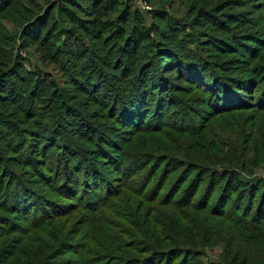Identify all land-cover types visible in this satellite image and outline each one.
Wrapping results in <instances>:
<instances>
[{
	"label": "trees",
	"instance_id": "1",
	"mask_svg": "<svg viewBox=\"0 0 264 264\" xmlns=\"http://www.w3.org/2000/svg\"><path fill=\"white\" fill-rule=\"evenodd\" d=\"M197 1L193 0L195 5H192L197 16L207 14L216 25H222L220 20L211 17L210 10L199 6ZM41 2L45 4V10ZM172 3V0H157L151 12H141L129 0H0V211L5 215V219L0 216V259L8 257L3 264H55L54 261L64 252L73 251L78 245L73 243L70 233L77 229L82 215L85 218L92 216L91 222L99 220L97 215H101L109 218V223H120L126 227L124 240L118 243L115 250L116 258L101 259L112 264H202L200 258L204 249L218 243L224 245V264H264V196L257 209L254 207L258 188L263 187L264 190V180L246 190L240 180L241 175L233 169L192 164L183 172L178 184L180 186L169 196H163V212L154 209L152 212L155 216H147L142 207L143 194L152 190L155 173L163 170L166 162L170 161L169 152L162 148L159 149L160 153L131 155L123 150L122 143L104 142L108 143V148L127 158L126 163L119 158L109 161L114 174L119 175L116 176L115 186L111 184L103 176L105 172L102 168L101 171L94 165L93 161L99 162L98 159L92 157L93 161L90 159L88 162L80 158V151L70 144L73 143V137L68 134L66 141L57 133L60 124L67 121L63 113L72 117L64 88L60 90L52 79L46 82L50 94L45 100L50 106L55 105L56 112L40 115L31 104V99L38 82L45 80L41 78L44 74L37 70V74L28 73V77L22 79L17 72L22 68V63L11 52L16 35L8 42L2 37L4 32L9 34L11 31L9 26L6 28L1 23L6 21L21 32L25 43L46 42L51 51L48 55L52 54L51 58L56 63L71 66L73 78L69 83L77 89L79 86L84 94H88L89 90L91 95H99L100 100H91L98 106L94 110L97 120L94 129L87 124L96 141L105 139L109 134L108 137L112 138L109 122L130 127L137 113L159 119L154 123H158V126L148 130L158 128L156 133H162L167 128L162 124L163 118L171 113L178 94L194 98L198 92L197 97L203 95L201 99H205V95L210 96L214 92L216 100L222 101L225 106L210 108L220 112L231 111L237 106V110L243 109V103H232L235 100L233 95L238 94L248 106L264 108V67L257 66L256 75L259 74V77L255 75L256 78L246 76L245 79H239L232 76L222 80L219 77L225 71L219 66L211 77L203 74L200 63L208 67L217 64L215 60L208 62L203 56L201 44L204 40L198 39L190 29L192 22L172 15L165 9ZM53 12L55 21L48 25ZM69 18L75 25L68 30L62 28ZM30 20L33 22L30 23ZM223 28L228 29L226 26ZM103 29L107 30L106 34L101 32ZM100 38L109 44L107 46L113 45V51L117 53L116 64L111 68L114 72L97 67L104 60L92 52L95 44L89 40L97 41ZM259 50L257 45L248 54ZM186 67L188 70H183ZM251 73L255 74L254 71ZM74 77L83 82L76 81ZM252 89L257 93V100L253 104L251 101L255 100L253 97L256 94L250 91ZM200 90L210 92L207 94ZM184 109L188 114L193 112L189 106L185 105ZM16 111L25 114L22 122L14 114ZM80 114L74 115L83 119ZM23 122H26L25 129L20 128L25 125ZM141 122L140 119L134 120L133 126L137 127ZM183 125L182 120L178 128L180 133L185 130ZM27 136L33 137V143H30V150L26 151L24 143ZM179 137L185 142L189 136L181 133ZM35 139L39 141L36 147ZM196 141L202 153H209L208 144H202L199 138ZM47 152V161L39 162V156ZM55 153L59 154L56 158ZM101 153L104 158V155L108 156L103 151ZM85 154L83 152L87 158ZM19 155L27 156L24 167L51 171L50 176L55 183L53 192L61 199L74 200L79 193L76 198L78 203L71 205V208L60 206L51 212L36 208V216L25 227L15 224L6 226L5 223H11L18 216L27 217L35 208L33 203H50L37 195L39 189L34 190L27 185L32 182L18 178L17 173L10 171L11 163L9 167L8 163ZM86 163H90L92 169L86 168ZM132 167L134 171L131 173ZM195 172V179L190 181L197 187L191 192H184L189 178ZM168 176L169 173H165L167 179ZM47 183L50 186V182ZM135 183L140 185V192L133 191ZM162 184H166L165 179ZM205 187L209 193H205L200 201ZM217 191L220 195L216 198ZM160 193L161 189L151 193V201H156ZM130 196L139 200V209L136 208L134 212L126 201ZM113 199H118L116 203L120 206L112 207L109 203ZM76 213L82 215L76 216ZM62 215H69L70 218L66 216L65 220L57 223ZM223 221L230 231L223 233L215 229L216 224L223 225ZM65 222L67 226H62ZM104 226L113 229L109 224ZM33 227L45 231L48 236L38 243L27 240L29 232L24 230L31 231ZM14 228L19 231L16 232ZM11 233L17 235L20 246H10ZM93 252L99 254L95 249ZM12 260L14 262L11 263Z\"/></svg>",
	"mask_w": 264,
	"mask_h": 264
},
{
	"label": "rangeland",
	"instance_id": "2",
	"mask_svg": "<svg viewBox=\"0 0 264 264\" xmlns=\"http://www.w3.org/2000/svg\"><path fill=\"white\" fill-rule=\"evenodd\" d=\"M149 1L152 7H154V4L157 2V0ZM172 1L173 3L171 5H167L165 9L172 15L180 18H186L188 21L192 22V27H190V29L195 33V35H197L198 39L204 40L201 44L203 56H206L208 62L215 60V63L217 64L216 66L212 65V67H208V65L203 66L202 63H200L203 74L211 77L213 71H217V66H219L226 72L221 73L219 78L222 80H226L232 76L239 79H245L247 78L246 76L256 78L255 75L258 73L257 66H260V68L264 67V0H198L197 4L210 10L211 17L216 18V20H220L222 25H216L212 22L210 17H207V14H205L206 16H197L193 10L192 5H195L193 0ZM41 4L44 6L45 10V4L42 2ZM44 10H42L40 14H42ZM54 16L53 12L50 16V18H53H49L50 21H48V25L55 21ZM32 22L33 21L30 20V23ZM241 22L249 23L242 24ZM1 23L6 25V28L9 26L11 30L9 34H6L5 32L2 34L4 40H6L5 42L13 39V35H16V38L12 43L13 48L11 52L14 56H18L20 59L19 61L22 63V68L17 71L19 76L22 79H26L28 77V73L37 74V70L44 74L41 78L45 80H40L33 90L31 104L35 106L34 109H38V113L40 115H48L49 113L56 112L55 105L50 106V103H47L45 100L50 94L49 89L46 88V82L48 80L52 79L56 82L60 90L64 88L66 91L65 96L67 95L68 99L67 104H69V108L72 109V111L69 110L72 117L69 118L66 113H63L65 118H67L65 119L67 121L60 124L57 133L62 135L65 139L68 134L73 137V139H71L73 143L70 144L80 151V158L85 159L88 162L90 159L93 161L92 157L98 159L99 162L93 161L94 165L97 166L99 170L102 168L105 172L103 173V176L109 180L111 184L115 186L117 183L116 176L119 175L114 174V170L112 166L109 165V161H112V158H119L121 162L126 163L127 158L123 157L120 153H116V150L108 148V143L104 142H115L116 144L122 143L123 150L128 151L131 155H134V153L140 154L141 152L152 154L156 152L160 153L159 149L162 148L169 152L168 156L170 161L166 162L163 170L160 169L159 172L155 173L152 190L148 193L146 191L143 194L144 198L142 200V207L145 209L147 216L154 217L155 213L152 212L154 209H158L163 212L162 203L165 199L163 196L167 197V194L169 196V193L176 190L180 186L178 184L182 179L183 172L187 171L189 166L192 164H197L202 167L211 164L218 166L219 168L233 169V171L237 172L238 175H241L240 180L245 185L246 190L256 187V185L260 184V180H264V108L259 109L253 107L252 105L248 106L238 94L233 95L235 100H233L232 103H243L244 108L237 110V106L231 111L220 112L221 110H211L210 108V106H225L222 101L216 100L214 92H212V95L210 96L205 95V99H201L203 95L197 97L198 92L195 94L194 98L189 96L182 97V95L178 94V103L176 102L174 107L170 110L171 113L166 118L164 117L165 119L163 118L162 124L167 126V128L164 129L162 133H156L158 128L148 130L150 127L158 126V123L157 125H154V123L159 119L154 116L145 117L144 114L137 113L135 117L132 118L134 120L140 119L142 121L137 127L133 126L134 120L130 127L119 126L109 122V125L112 128V138L108 137L110 136L109 134L105 137V139L96 141L92 137V130L89 131L88 125L94 129V122H97L94 110L98 106L97 103H94V101L91 100H100L99 95H91L89 90L88 94H84L79 86L77 89L76 86L71 85L69 83L73 78L71 77V66L59 65L56 63V61L51 58L52 54L48 55L51 51L48 49L46 42L37 41L25 43L21 32L19 33V30H15L14 27L6 21H1ZM62 25V28L68 30L75 24L72 23V18H69L66 19ZM233 25H235L234 28H232ZM223 26H226L228 29H224ZM44 31L45 29H43V32ZM101 32L106 34L107 30L103 29ZM90 41L92 44H95L92 52H95V54L100 58L103 57L104 60L103 64L100 65L98 63L97 67L103 71L107 70L114 72L111 68H113V65L116 64L115 61L117 60V53L113 51V45L107 46L109 44H105L101 38L97 41L95 39L89 40V42ZM257 45L260 50L252 54H248L252 47H256ZM92 63L94 62L92 61ZM183 70L187 71L188 67L183 68ZM251 71H254L255 74H252ZM86 72L87 71L84 73ZM256 76L259 77V74ZM74 79L78 82H83L76 77H74ZM217 83L221 84L220 81ZM207 86H209V83ZM200 91L202 93L207 92V94L210 92L209 90ZM250 91H252L253 94H256L253 97L255 100L251 101V104H253L257 100V93H254L253 89ZM185 105L186 107L189 106L190 110L193 111L191 114H188L184 109ZM75 113H81L80 115H82L84 120L77 118L74 115ZM14 114L22 122L24 119L23 115L25 114L20 111H16ZM182 120L184 121L182 128L185 130L181 133L182 135L189 136L185 142H183L182 138L179 137L181 133L178 128L179 123ZM42 121L43 120H40L39 122ZM25 123L26 122H23V124ZM171 127L174 128V130ZM20 128L25 129L26 124L21 125ZM52 138L55 137L52 135ZM196 138H199L202 144L209 145V153L204 154L201 152V146L196 141ZM32 140V136H27V141L24 143V150H30V143ZM36 140L37 139L34 141L35 147L39 143V141ZM49 145L53 146L52 143ZM102 151L103 153L108 154V156L104 155L106 158L102 156ZM83 152H85L87 154L85 155L89 158H86L83 155ZM92 154H95V156ZM54 155L56 158L59 154L55 153ZM48 156L49 152H47L46 155L42 153L39 156L38 161H47ZM36 157H38V155H36ZM26 158L27 156L19 155L18 158L13 160L10 159L12 160L8 163V167L11 163L9 167L10 171L12 173H17L18 178L32 182L33 184L29 183L30 185H27L34 190L39 189V193H37V195L50 203L46 205L44 202L42 204L40 202L33 203L35 208L30 211V214H28L27 217L21 218L18 216L16 219H12L11 223H5L8 227L13 224L25 227L26 224L31 221L32 217L36 216L35 214L37 213L34 211L36 208L41 207L44 208L45 211L49 210L51 212L52 210L59 209L60 206L71 208V205L78 203L76 198L79 196V193L77 197H74V200L61 199L59 195L53 192L55 183L51 179V171L48 172L43 168L33 169L24 167V161ZM234 164H238V166ZM86 168L92 169L90 163H86ZM133 171L134 168L132 167L130 172L132 173ZM165 173H169L168 179L165 177ZM195 174L196 172L191 176V178H189V181L187 182L188 185L186 184L187 186L185 187L184 192L187 190L191 192L192 189L197 187L195 184L193 186V181H190L195 179ZM114 176L115 178H113ZM164 179L166 182L165 185L162 184ZM47 181L50 182V186H48ZM159 189H161V196L157 197L156 201H151V193L153 194ZM133 191L140 192V185L135 183L133 185ZM218 192L219 191L216 192V198L220 195ZM205 193H209V190L206 187L202 189L200 201L203 196H205ZM127 196L129 195H126V197ZM263 196V187H259L256 193V201L254 202V207L256 209L257 205L262 202ZM117 200L118 199H113V202H110L109 204L112 207L120 206L116 203ZM126 201L129 205H131V210L134 212L138 207L139 200L130 196V198H126ZM202 203L204 202L202 201ZM187 212L190 213L188 210ZM3 214L4 213L0 211L1 218L5 219V215ZM77 215H82V213H76V216ZM8 216L11 217L13 215ZM66 216L69 215H62L59 217L62 219L58 218L59 220L57 223L60 220H65ZM68 218H70V216ZM97 219L99 220L91 222L93 220L92 216L85 218L82 215L78 222L79 224L77 229L75 231H71L70 233V236L73 238V243L78 245H76V247L72 245L71 247H74L75 249L73 251L64 252L54 261L55 264H97L95 263L96 261L99 262L98 264H109L110 261L101 259L105 257H108L109 259L116 258L115 250L118 243L123 242L124 240L126 227L120 223H109L107 221L109 218L101 217V215H97ZM223 222V225L216 224L215 229H217L218 232L223 233L228 232V230L230 231L226 222ZM103 224H109L113 227V229L106 226L103 228ZM62 226H67V223L65 222ZM49 228H51V226L47 227L45 231ZM14 230L16 232L19 231L17 228H14ZM24 231L29 232L27 240L37 243L41 241L43 237L48 236L45 231L35 229L34 227L31 231L30 229H25ZM11 234L10 238L12 240L9 242L10 246H20V240L17 235L15 233ZM94 249L97 250L99 254L93 252ZM224 255V245L222 243H218L216 245L211 244L208 245L201 253L200 260L202 264H224ZM6 259H8L6 256L0 259V264H3ZM12 262H14V260H12L11 263Z\"/></svg>",
	"mask_w": 264,
	"mask_h": 264
},
{
	"label": "built area",
	"instance_id": "3",
	"mask_svg": "<svg viewBox=\"0 0 264 264\" xmlns=\"http://www.w3.org/2000/svg\"><path fill=\"white\" fill-rule=\"evenodd\" d=\"M129 2L141 12H151L152 6L149 0H129Z\"/></svg>",
	"mask_w": 264,
	"mask_h": 264
}]
</instances>
